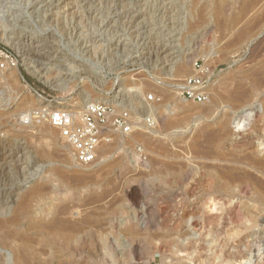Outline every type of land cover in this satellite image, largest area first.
Instances as JSON below:
<instances>
[{"label":"rangeland","instance_id":"1","mask_svg":"<svg viewBox=\"0 0 264 264\" xmlns=\"http://www.w3.org/2000/svg\"><path fill=\"white\" fill-rule=\"evenodd\" d=\"M217 2L229 18L243 5L209 0L194 8L191 0L187 12L186 0H0V264H15L21 255L33 264H264V170L241 165L254 153L264 160V24L247 42L229 47V35L210 28ZM203 11L207 23L185 27ZM177 57L188 61V74L192 67L210 68L208 101L181 96L178 87L189 76L170 71ZM244 73L262 81L248 103L216 107L213 90L224 97L219 83ZM62 82L66 90L56 88ZM249 87L247 80L243 88ZM115 94L138 105L132 117L142 125L133 134L112 133L97 164L82 168L65 161L66 144L51 130L43 139L50 124L38 116L41 109L57 103L80 115ZM146 101L152 128L143 126L147 116L139 109ZM26 114L32 126L22 124ZM226 120L231 141L193 146L200 132ZM50 140L54 157L48 159L41 146ZM218 153L230 162H214ZM81 169L98 171V184L85 190L63 181ZM243 169L251 174H241ZM45 180L50 186L44 196L22 209L24 195ZM86 200L88 212L104 208V225L72 242L45 245L48 234L36 229L41 210L51 202L74 210ZM5 231L23 233L31 246L6 243Z\"/></svg>","mask_w":264,"mask_h":264},{"label":"bare ground","instance_id":"2","mask_svg":"<svg viewBox=\"0 0 264 264\" xmlns=\"http://www.w3.org/2000/svg\"><path fill=\"white\" fill-rule=\"evenodd\" d=\"M189 1H191V0H186V6L188 9L187 12H192V11H189L190 10L189 6H188ZM194 2H196V4L194 5V8H196L197 5L199 6L201 4H203V6H207L209 3V0H194ZM204 9H205V7H203V10ZM216 10H217V12H212L214 17H215V21H216L215 25L212 26L211 22H208V24L211 23L210 28L212 27V30H217L223 34L229 35V37L226 39L228 41L227 43L230 45L229 47L242 45L243 43L247 42L252 37V33H253L254 29H256L260 25L264 24V0H243V5L241 6L240 12L238 14H235V16L232 18L224 16V14L221 10V5L218 2L216 5ZM193 12H195V10H193ZM199 13L201 14L198 16L199 20H196L195 18H193V20L191 21L190 24H188V25L185 24L186 28H189L192 31V30L199 29L205 23H207L206 12L203 11V12H199ZM70 18H71V16H70ZM173 63L174 64H173L170 71L173 72V74H175V76H178V77L182 76L183 77L185 75H188L189 77H194V76L198 75L197 71L195 69H193L194 67H192V74H188L189 73V63L185 58L177 57V60ZM210 64H211V58L206 56V65H208L210 67ZM28 65H26L27 70L33 76L38 78L39 80L44 81V78H46L47 76L46 77L43 76L38 71L39 69L37 70L35 67H30ZM13 71L14 72L12 73V75L13 76L15 75L16 78H18L19 74L21 73L20 70L18 68H15ZM256 74H252V73H250V74L246 73L245 74L244 73V75L241 77L235 76V77L228 78L227 80L221 81V83H219L220 85L218 86V88H220L221 90L224 91V97L220 96L217 93L215 88H214L215 90H213L215 93V94L214 93L213 94H214V99L216 102V107L222 103H227L232 108L235 106H239V105H243V104L248 103V101L250 100V98L252 96L254 89L259 88L262 85L261 79H258V77H260V76H257ZM222 76H223V74L219 75V81L218 82H220V80L222 79L221 78ZM247 80L250 81V87H249V89H244L243 88L244 82H246ZM44 83H48V81L45 80ZM50 84H51V82H50ZM217 84H215V85H217ZM212 87H213V83L211 82L207 88V91H206L208 96H210V91L212 90ZM28 88L32 89L30 86ZM56 88H58L60 90H66L68 88V86L62 82V84L56 85ZM179 90H180V88H179ZM39 98H42V97H39ZM38 101H40V100H38ZM45 103H47V102H45ZM91 103L89 102V104H91ZM49 104L50 103H48V105ZM85 105H88V104L86 103ZM54 108L55 109H62V108H66V106H62L61 104L56 103V106ZM214 110H215L214 108L207 110L206 115H212ZM80 115H78V116H80ZM31 117H32L31 114L24 115L22 117L23 118L22 124L27 125L28 127L32 126L34 124V122L31 121V119H32ZM47 130H49V131L51 130L53 132L54 136L56 134L58 139L61 140L64 143V145L66 144L64 146V148L68 151V154L64 155L65 161L68 162L71 159H73V161L78 166H80L82 168H87V167L95 164L94 163L92 165H87V166L79 164L73 148L67 144V141L63 137L62 132L59 129L52 126L51 124L49 125L48 128L43 129V139L46 140L49 137V131H47ZM232 138H233V134L229 130L228 121L226 120V121H223L219 125V127L215 130H211L210 132H206V131L200 132V134H198L197 137L194 139L193 146L196 148H199L202 140H204L205 143L210 144L209 146L220 145V144L225 143L228 140L231 141ZM50 142H51V140L48 142L49 144L45 145V143H44L41 146L44 156H46L48 159H51L54 157V154L49 151V149L51 147ZM205 154H207V153H205ZM213 154H215V153H213ZM210 155H208V156H210ZM224 155L222 153H218L216 155H212L213 157H211V156L210 157L213 158L214 162H218V163L229 161V160L224 161L226 158ZM226 156H227V154H226ZM98 158H99V156H98ZM242 158H244V159H242V161L245 160V162H244V164H241V165L244 166L245 170L246 169H249V170H259L260 169L261 171L264 170V160H260L258 158L257 154L254 153L253 156L251 155V156H248L247 158H245V157H242ZM96 164H97V162H96ZM118 165L119 166L123 165L122 161H120L119 163H117L114 166H118ZM230 168H231V170L235 169V167H233V166H231ZM238 169H240V168H238ZM245 170L243 169V172L241 174H251ZM97 172L98 171H87V170L81 169L80 171H78L77 175H75L74 177L69 178V179L67 177L63 178V181L65 183H69V181H71L74 184L82 186V189L87 190L90 186L98 184L97 183L98 178L96 177ZM221 174L223 175V173H221ZM246 179H248L246 181H249L250 179L252 180V178H248V176ZM242 180L243 179H241L240 181H242ZM220 181H221V179H220ZM257 183H259V182H257ZM49 186H50L49 181L45 180V182H43L41 185L35 187L32 191H30L29 193L24 195L23 202H22V209H26V208L30 207V205L36 199L44 196V194L46 193V190L49 188ZM104 199H105V197H103V196L97 197V200H99V201H104ZM51 203L52 204L48 205V207L41 210L40 216L38 217L39 222L36 224V229H40L43 232H45L46 234H48L47 235L48 238H46L44 240V243L47 246H49L53 243V239L54 240L60 239L64 243L72 242L78 237L79 234L80 235L84 234L85 231H92L97 227L99 228V226L101 227V225L103 224L102 223L103 222L102 217L104 215H102L100 212L104 208L99 207L97 209H94L93 211L88 212V208L90 207L89 200L84 201L83 204H81L80 206H78L74 210L69 209V208H65V207H61L58 205L56 206V205H54V202H51ZM78 212H82L81 214H83L81 219L77 218V215L79 214ZM13 221H14V224L16 226H18L17 219H15ZM15 225H14V227H16ZM3 229H4L3 222L0 221V231L2 232ZM3 235H4V237H3L4 241L6 243L15 242L22 249L31 246V242H32L31 239L28 240L27 238H25L24 234L21 232L16 233L15 231H12V232L5 231V233ZM15 264H33V263L31 262V260L29 258L24 257V256L22 257V255H21L20 258L18 257V261Z\"/></svg>","mask_w":264,"mask_h":264},{"label":"built area","instance_id":"3","mask_svg":"<svg viewBox=\"0 0 264 264\" xmlns=\"http://www.w3.org/2000/svg\"><path fill=\"white\" fill-rule=\"evenodd\" d=\"M198 75L189 77L179 85L181 96L197 103L206 102L208 99L207 88L211 83L212 72L208 66H203ZM117 96V97H116ZM139 99L140 94L136 93ZM153 98L149 97V101ZM146 101L141 114L147 116L143 126L152 128L155 124L152 114H146L150 106ZM138 106V105H137ZM131 99L118 98L114 95L106 101L96 102L85 108L80 116L73 109L43 108L38 116L47 120L49 124L59 129L70 145L81 165H92L97 162L100 146L107 143L108 137L114 132L133 134L139 131L142 122L132 117V108L138 109Z\"/></svg>","mask_w":264,"mask_h":264}]
</instances>
